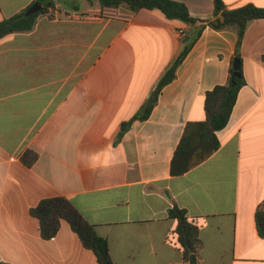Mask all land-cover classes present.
I'll return each instance as SVG.
<instances>
[{
    "label": "crops",
    "instance_id": "1",
    "mask_svg": "<svg viewBox=\"0 0 264 264\" xmlns=\"http://www.w3.org/2000/svg\"><path fill=\"white\" fill-rule=\"evenodd\" d=\"M174 1L213 19V0ZM34 2L0 0V22ZM223 2L264 9V0ZM76 7L55 0L30 31L0 38V260L97 264L63 218L70 209L108 241L114 264H183L167 215L176 205L199 227L198 264H264L254 219L264 201V19L244 32L245 84L218 149L171 176L184 126L204 121L205 93L226 83L235 31L205 28L149 118L115 144L189 27L158 10Z\"/></svg>",
    "mask_w": 264,
    "mask_h": 264
},
{
    "label": "trees",
    "instance_id": "2",
    "mask_svg": "<svg viewBox=\"0 0 264 264\" xmlns=\"http://www.w3.org/2000/svg\"><path fill=\"white\" fill-rule=\"evenodd\" d=\"M41 5V10L27 14L30 6L18 14L0 22V38L20 32L30 31L39 14L55 7V0H35ZM101 8L126 7L130 12L140 10H158L169 20H178L189 29L183 32L184 43L180 54L157 81L149 97L141 108L126 122L121 123L119 132L114 140L118 144L133 122L147 120L155 107L160 91L176 77V70L190 51L205 28L215 31L233 29L236 33V49L230 63L228 77L223 85H216L204 95L205 119L202 122H188L183 129L179 143L174 150L170 162V175L181 176L194 166L200 164L212 155L219 147L216 132L223 129L229 120L236 102L239 90L245 82L240 68L239 47L249 22L264 19V9L248 4L238 8L228 9L223 0H213V19L200 21L190 16L183 3L174 0H98ZM239 59V75L234 74L233 60ZM41 210L38 207L37 212ZM63 218L70 224L78 236L82 246L90 250L97 264H114L109 251L108 241L99 236L94 227L86 223L75 211L62 212ZM168 217L176 220L174 237L182 248L183 264H198V251L201 245L199 227L190 220L185 210L176 205L168 210ZM255 227L260 238H264V201L255 212ZM0 264H5L0 260Z\"/></svg>",
    "mask_w": 264,
    "mask_h": 264
},
{
    "label": "water",
    "instance_id": "3",
    "mask_svg": "<svg viewBox=\"0 0 264 264\" xmlns=\"http://www.w3.org/2000/svg\"><path fill=\"white\" fill-rule=\"evenodd\" d=\"M41 8H42V7H41V5H40L39 3L34 2V3L30 6V8H29L27 14H34V13L40 11ZM184 43H187V41H184ZM238 68H239V59H238V58H235V59L233 60V70H234V74L237 75V76L239 75Z\"/></svg>",
    "mask_w": 264,
    "mask_h": 264
},
{
    "label": "rangeland",
    "instance_id": "4",
    "mask_svg": "<svg viewBox=\"0 0 264 264\" xmlns=\"http://www.w3.org/2000/svg\"><path fill=\"white\" fill-rule=\"evenodd\" d=\"M58 3L65 5L66 7L73 8V6L77 5L76 7L80 10L83 6L86 5V0H56ZM76 10V9H75Z\"/></svg>",
    "mask_w": 264,
    "mask_h": 264
},
{
    "label": "built area",
    "instance_id": "5",
    "mask_svg": "<svg viewBox=\"0 0 264 264\" xmlns=\"http://www.w3.org/2000/svg\"><path fill=\"white\" fill-rule=\"evenodd\" d=\"M181 35L183 36V32H181Z\"/></svg>",
    "mask_w": 264,
    "mask_h": 264
}]
</instances>
